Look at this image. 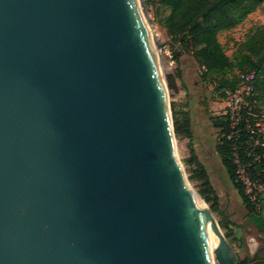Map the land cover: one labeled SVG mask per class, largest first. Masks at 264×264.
Segmentation results:
<instances>
[{
	"label": "water",
	"instance_id": "1",
	"mask_svg": "<svg viewBox=\"0 0 264 264\" xmlns=\"http://www.w3.org/2000/svg\"><path fill=\"white\" fill-rule=\"evenodd\" d=\"M175 138L135 0H0V264H238Z\"/></svg>",
	"mask_w": 264,
	"mask_h": 264
},
{
	"label": "trees",
	"instance_id": "2",
	"mask_svg": "<svg viewBox=\"0 0 264 264\" xmlns=\"http://www.w3.org/2000/svg\"><path fill=\"white\" fill-rule=\"evenodd\" d=\"M144 3L146 7L151 4L149 0H145ZM156 3L168 11V15L162 21V26L166 29L168 37L172 39V45L180 48L179 52L174 53L176 63L182 53H188L197 62L199 70L205 67L206 72L200 73L203 80H206L210 74L222 76L224 80L217 88L218 93L225 87L235 89L239 85V77L236 76L237 71L242 73L255 72L258 76V88L264 91V28L252 32L244 42L239 44L233 56L226 54L219 40L221 33L229 32L240 26L250 15L256 12L263 0H157ZM177 80L182 82L180 71L167 75L168 88L172 94L178 93L180 89H186L183 82L182 86L179 87ZM211 119L219 137L216 151L225 170L230 175L231 181L241 195L248 214L260 227L263 222L261 215L253 212L243 189L235 180L230 145L223 138V135L229 131L228 125L224 122L223 117L216 116ZM173 121L176 136L189 139L192 147L194 135L192 117L189 112L183 109L175 110L173 105ZM188 164L192 168L189 180L199 183V194L206 203L211 205V210L214 213L223 217L219 208L217 192L210 180V174L193 147ZM223 220L224 218L221 222ZM222 227L227 231L226 237H230L228 230L232 227L227 219L224 220ZM256 261L254 264H264L263 257H258ZM238 264L253 263L246 258L239 260Z\"/></svg>",
	"mask_w": 264,
	"mask_h": 264
},
{
	"label": "rangeland",
	"instance_id": "3",
	"mask_svg": "<svg viewBox=\"0 0 264 264\" xmlns=\"http://www.w3.org/2000/svg\"><path fill=\"white\" fill-rule=\"evenodd\" d=\"M142 1L144 2L145 0H141V3ZM149 1L151 4L148 7L145 6V15L150 23V30L156 48L158 49V45L161 47V50L158 49V51L163 68V75L166 77L167 81L168 74H175L177 71H180L187 85H185L186 89H180L176 94L167 91L172 115L174 105L175 110L183 109L189 112L190 116L193 118L195 136L192 147L195 149L200 161L206 166L210 174V180L217 192L219 208L222 211L223 217L212 212L225 236L227 231L222 225L225 219L230 222L232 227L229 229L230 231L228 230L230 237L226 238L235 248L237 260L247 258L251 260L252 263H255V258H264V243L261 245L257 254H252L247 249L246 240L243 239V235L238 233V227L241 226V222L248 210L216 151L219 137L218 131L215 130L211 118L219 116L222 110L217 88L222 84L224 78L217 74H210L206 80H203L199 73L197 62L193 56L188 53H182L184 57L182 65L185 70H187L186 75L181 69H178L174 59V53L179 52L180 48L172 45V39L168 37L166 29L162 26V21L168 13L156 3L157 0ZM261 28H264V0L256 12L250 15L240 26L229 32L220 34L219 39L226 54L228 56H233L239 44L244 42L252 32ZM241 73V71H237L236 76L239 77ZM259 90L264 103V91H262L261 88H259ZM192 147L189 139L176 136V157L181 162L188 179L192 169L188 164ZM189 182L191 188L199 194V183L191 182L190 180ZM201 198L205 201L202 196ZM206 204L211 209V205L208 203ZM222 218H224V220L221 222ZM249 233H252V230Z\"/></svg>",
	"mask_w": 264,
	"mask_h": 264
},
{
	"label": "built area",
	"instance_id": "4",
	"mask_svg": "<svg viewBox=\"0 0 264 264\" xmlns=\"http://www.w3.org/2000/svg\"><path fill=\"white\" fill-rule=\"evenodd\" d=\"M206 72L205 67L199 73ZM222 110L219 114L229 131L223 138L229 143L236 183L258 215L264 214V103L255 72L241 73L239 85L225 87L219 93ZM252 254L259 246L249 240Z\"/></svg>",
	"mask_w": 264,
	"mask_h": 264
},
{
	"label": "bare ground",
	"instance_id": "5",
	"mask_svg": "<svg viewBox=\"0 0 264 264\" xmlns=\"http://www.w3.org/2000/svg\"><path fill=\"white\" fill-rule=\"evenodd\" d=\"M135 3L137 5L140 17L142 19L145 31L147 33V37L151 46V50L153 52L154 58H155V63L157 65L158 71H159V75L161 77V81H162V85L163 88L165 90V94H166V100L167 103H169L168 100V90L166 88V80H165V76L163 75V68H162V64H161V60H160V54L158 49L156 48V44L155 41L153 40V36L151 34V30H150V23L147 20L146 17V12L144 9V6H142L141 0H135ZM185 188L188 191L190 197L194 200V202L201 207V209H205V210H209V206L205 203V201L199 196L198 193H196L190 186V182H188L187 180H185ZM204 232L206 235V245H207V249H208V253H209V257H210V261L211 264H215V250L219 244V237L216 234V232L213 229V225L211 224V222L208 220L205 222L204 224Z\"/></svg>",
	"mask_w": 264,
	"mask_h": 264
},
{
	"label": "crops",
	"instance_id": "6",
	"mask_svg": "<svg viewBox=\"0 0 264 264\" xmlns=\"http://www.w3.org/2000/svg\"><path fill=\"white\" fill-rule=\"evenodd\" d=\"M167 13H168V11H167ZM183 60H184V57L181 55L176 64H177L178 69L179 70L181 69L184 72V74L186 75L187 70H185L184 66L182 65ZM182 82L186 85V82H185L183 77H182ZM182 82L180 80H177V85L179 87H181ZM192 127H193V135L195 136L193 118H192ZM261 218H262L263 222H262V225L259 227L253 221L252 216H250L247 212V214L244 216L243 221L241 222L242 223L241 226L238 227V230H239L238 233L243 235V237H244L243 239L246 240V246H247V249L249 251H250L249 240L251 238H254L256 240V242L258 243L259 249H260L261 245L264 243V214L261 215ZM251 230H252V233H249ZM259 249H258V251H259ZM257 253L258 252H256L255 254H257ZM257 259H258V257L255 258V261L254 260L253 261L257 262L256 261ZM241 260H243V258Z\"/></svg>",
	"mask_w": 264,
	"mask_h": 264
}]
</instances>
